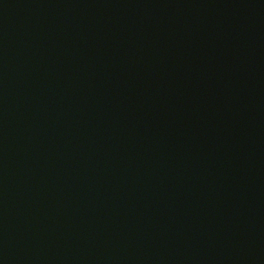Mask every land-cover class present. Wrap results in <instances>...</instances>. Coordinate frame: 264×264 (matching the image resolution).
Wrapping results in <instances>:
<instances>
[{"label":"water","instance_id":"obj_1","mask_svg":"<svg viewBox=\"0 0 264 264\" xmlns=\"http://www.w3.org/2000/svg\"><path fill=\"white\" fill-rule=\"evenodd\" d=\"M0 264H264V0H0Z\"/></svg>","mask_w":264,"mask_h":264}]
</instances>
